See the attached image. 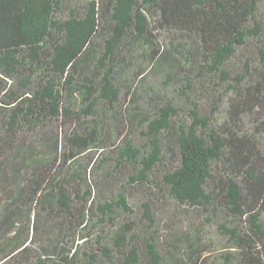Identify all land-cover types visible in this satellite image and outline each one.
I'll return each instance as SVG.
<instances>
[{
    "label": "trees",
    "instance_id": "16d2710c",
    "mask_svg": "<svg viewBox=\"0 0 264 264\" xmlns=\"http://www.w3.org/2000/svg\"><path fill=\"white\" fill-rule=\"evenodd\" d=\"M62 2L0 0V264H264V0H92L61 18ZM140 61L164 77L144 106L123 79L145 77ZM129 122L146 143L109 150L91 180L108 159L90 153ZM124 163L184 232L159 245L116 222L127 188L101 190ZM216 218L228 251L209 261Z\"/></svg>",
    "mask_w": 264,
    "mask_h": 264
},
{
    "label": "rangeland",
    "instance_id": "374dc122",
    "mask_svg": "<svg viewBox=\"0 0 264 264\" xmlns=\"http://www.w3.org/2000/svg\"><path fill=\"white\" fill-rule=\"evenodd\" d=\"M61 3L65 9V14L63 13L61 18H64L68 15L67 10L68 9H80L84 7V5L87 3V1L92 0H62ZM164 39L167 41L168 36L164 35ZM141 59V57H139ZM139 65L141 69L146 71L145 77L141 80L138 78L133 77V71L126 74L123 79L125 80V83L127 85H130L132 88V92L136 94V97L141 100V106L146 105V102L148 101L149 97L154 96L158 94V91L163 88L162 82L163 78L161 73L154 72L153 70H150L149 66L144 64L143 62H139ZM138 68V67H137ZM125 89L122 88L120 93V100L118 103V110L119 113L116 115L119 120L123 118V114L125 113V117L127 116V112L130 113L134 112L133 106H132V100L130 96H125ZM165 92V91H164ZM172 90L169 91V95L171 94ZM121 115V116H120ZM130 122L128 123V126H123L121 124L120 130H122L121 135L117 137L116 133L112 136V141H115L112 143V146L108 149H105L103 152L99 153L93 150V152L90 153L91 157H93V160H95V164L98 163L99 160L105 159L107 157L108 162L107 165H103L104 170L96 171L93 175H89V178L91 180H96L101 178V174L105 173L106 170L112 171L114 167L113 160L116 158V156L111 154L112 149H118L125 140H130L135 146L143 145L146 143L144 137L140 134L142 127L140 126H130ZM136 124V123H135ZM55 131H58L59 134L63 133L62 128L55 129ZM113 150V151H114ZM108 157H112L113 160H109ZM135 167L132 166L129 163H124L116 173L112 174V180L109 181V184H106L105 187L101 190L103 194L109 197H113L116 199L119 192L125 191L128 196L129 205L133 209V214L130 216H124L118 217L121 215L119 212L116 213L117 223L119 225L125 223V222H132L134 226L135 234L139 236V239L143 240L146 235H149L146 232H150V234L155 238L156 242L159 245H163L164 242L173 240V234H181L187 229L188 220L184 217L177 216L173 214L174 211V204L172 200L164 193L163 189L164 187L160 188L153 186L152 184L147 185H141V184H132L131 187L126 185V182L128 180V177L133 175L135 172ZM85 168V165H82L81 173H83V170ZM89 167L87 166V171ZM90 174V173H89ZM154 177L150 179L151 182H153ZM126 185V186H125ZM129 188V189H128ZM87 186H83L82 190H86ZM151 201V204H153L155 207L152 211L153 216V225L151 228H148L146 230V227L149 223L146 222V220L143 217L144 210L143 205L146 202ZM204 215H201L197 218L196 223L202 220ZM222 222L220 218L214 219L213 222L209 224H205L203 232H202V241L204 244H210L211 248L209 249V253L206 255V259L208 258L209 261H216L219 260L220 254L226 253L228 251L227 249H222L225 239L222 236V230L218 228V225ZM94 232H97L94 230ZM78 239V238H77ZM38 244V243H37ZM77 244V242H76ZM32 246V244H31ZM38 246V245H36ZM226 250V251H225Z\"/></svg>",
    "mask_w": 264,
    "mask_h": 264
}]
</instances>
